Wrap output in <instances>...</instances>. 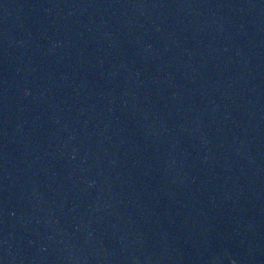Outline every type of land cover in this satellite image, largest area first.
<instances>
[{
    "label": "water",
    "instance_id": "water-1",
    "mask_svg": "<svg viewBox=\"0 0 264 264\" xmlns=\"http://www.w3.org/2000/svg\"><path fill=\"white\" fill-rule=\"evenodd\" d=\"M0 264H264V0H0Z\"/></svg>",
    "mask_w": 264,
    "mask_h": 264
}]
</instances>
